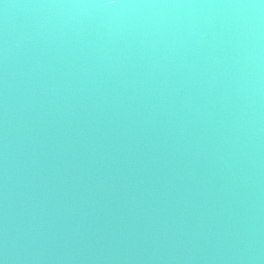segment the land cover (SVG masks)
<instances>
[{"label": "water", "instance_id": "95a60500", "mask_svg": "<svg viewBox=\"0 0 264 264\" xmlns=\"http://www.w3.org/2000/svg\"><path fill=\"white\" fill-rule=\"evenodd\" d=\"M0 264H264V0H0Z\"/></svg>", "mask_w": 264, "mask_h": 264}]
</instances>
